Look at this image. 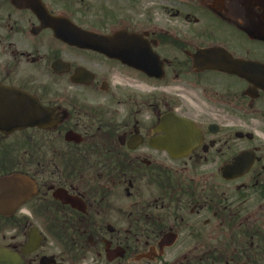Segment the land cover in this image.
<instances>
[{"label":"flooded vegetation","instance_id":"flooded-vegetation-1","mask_svg":"<svg viewBox=\"0 0 264 264\" xmlns=\"http://www.w3.org/2000/svg\"><path fill=\"white\" fill-rule=\"evenodd\" d=\"M30 3L42 21L0 0V180L33 183L2 200L0 247L18 264H264V0ZM48 16L96 36L65 42Z\"/></svg>","mask_w":264,"mask_h":264},{"label":"water","instance_id":"water-1","mask_svg":"<svg viewBox=\"0 0 264 264\" xmlns=\"http://www.w3.org/2000/svg\"><path fill=\"white\" fill-rule=\"evenodd\" d=\"M15 4H25L30 5L29 0H11ZM33 9H35L34 6H31ZM52 25L55 27V32L61 37V39L68 41V42H80L82 41L83 37L78 34V31L73 28L69 27V24L63 23V21L59 19H53L50 20ZM49 22V23H50ZM66 27V28H65ZM56 34V35H57ZM86 40L87 37L85 38ZM171 120L173 118L166 117L165 118V126L168 127L167 132L170 136H174L173 126L170 125ZM31 183L22 177H16V178H10L6 179L5 181H0V203L2 200V197H16L18 195L24 196L27 193L31 192ZM1 208V205H0ZM0 264H15L9 257L0 251Z\"/></svg>","mask_w":264,"mask_h":264},{"label":"rangeland","instance_id":"rangeland-1","mask_svg":"<svg viewBox=\"0 0 264 264\" xmlns=\"http://www.w3.org/2000/svg\"><path fill=\"white\" fill-rule=\"evenodd\" d=\"M164 104L176 107V82H168L164 89Z\"/></svg>","mask_w":264,"mask_h":264}]
</instances>
